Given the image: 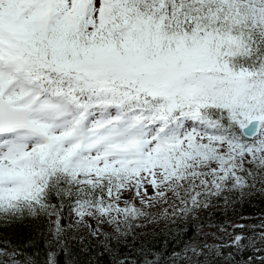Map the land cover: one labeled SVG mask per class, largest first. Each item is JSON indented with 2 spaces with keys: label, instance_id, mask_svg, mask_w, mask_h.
Returning <instances> with one entry per match:
<instances>
[{
  "label": "snow or ice",
  "instance_id": "1",
  "mask_svg": "<svg viewBox=\"0 0 264 264\" xmlns=\"http://www.w3.org/2000/svg\"><path fill=\"white\" fill-rule=\"evenodd\" d=\"M257 192L264 0H0V264H264V221L209 212Z\"/></svg>",
  "mask_w": 264,
  "mask_h": 264
},
{
  "label": "trees",
  "instance_id": "2",
  "mask_svg": "<svg viewBox=\"0 0 264 264\" xmlns=\"http://www.w3.org/2000/svg\"><path fill=\"white\" fill-rule=\"evenodd\" d=\"M215 220L221 223L231 222H243L246 225H258L261 221H264V194L259 192L255 193L252 197L234 202L233 204L225 205L223 203L217 204L214 208L209 209ZM246 217L241 221L239 218ZM172 222H169V217L159 216L152 222L145 223L138 221L134 225V229L142 240L152 241L157 246H169L176 247L181 241H186L189 238L197 235V226L205 224L206 221L200 220V218L183 217L177 220L175 217L171 218ZM20 229L27 230V226L24 224L15 225L13 227L5 229L0 227V234L5 232H15ZM259 231V228L252 229L249 227V231ZM131 231V230H129ZM205 231L209 229L205 228ZM210 231L215 232L216 229L212 228ZM131 243V238L129 240ZM76 242L73 240V247L75 248ZM127 250V248H125ZM99 254L92 257L95 264H110V258L107 254L101 250H96ZM81 260L87 259V254L79 257Z\"/></svg>",
  "mask_w": 264,
  "mask_h": 264
},
{
  "label": "rangeland",
  "instance_id": "3",
  "mask_svg": "<svg viewBox=\"0 0 264 264\" xmlns=\"http://www.w3.org/2000/svg\"><path fill=\"white\" fill-rule=\"evenodd\" d=\"M159 217V216H158ZM157 218V217H156ZM156 218H154L153 216H148L147 218H145V219H142V220H140L141 222H145V223H149V222H152L154 219H156Z\"/></svg>",
  "mask_w": 264,
  "mask_h": 264
}]
</instances>
